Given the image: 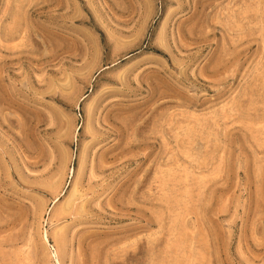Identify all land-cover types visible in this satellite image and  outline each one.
Instances as JSON below:
<instances>
[{
	"label": "rangeland",
	"instance_id": "374dc122",
	"mask_svg": "<svg viewBox=\"0 0 264 264\" xmlns=\"http://www.w3.org/2000/svg\"><path fill=\"white\" fill-rule=\"evenodd\" d=\"M0 264H264V0H0Z\"/></svg>",
	"mask_w": 264,
	"mask_h": 264
},
{
	"label": "bare ground",
	"instance_id": "6f19581e",
	"mask_svg": "<svg viewBox=\"0 0 264 264\" xmlns=\"http://www.w3.org/2000/svg\"><path fill=\"white\" fill-rule=\"evenodd\" d=\"M107 115H108V114H107ZM110 115H111V116H110ZM105 116H106V115H105ZM109 116H110V117H113L114 115L112 116V114H109ZM106 118H107V116H106ZM113 118L115 119V117H113ZM113 118H112V119H113ZM114 119H113V120H114ZM117 119H118V117H117ZM113 120H112V121H113ZM107 121H108V120H107ZM115 121H116V120H115ZM105 122H106V121H105ZM119 122H120V121H119ZM115 123H116V122H115ZM106 124H107V123H106ZM109 125L112 126L113 124L109 123ZM115 126H116V125H114L113 127H115ZM118 126H119V125H118ZM113 127H111V128H113ZM120 127H121V126H120ZM115 129H117V128H115ZM118 129H119V128H118ZM118 129H117V130H118ZM109 130H111V129H109ZM112 130H113V129H112ZM117 130H116V131H117ZM116 131H115V132H116ZM115 132H113V134H114ZM118 133H119V132H118ZM116 135H117V134H116ZM114 136H115V135H114ZM116 137H117V136H116Z\"/></svg>",
	"mask_w": 264,
	"mask_h": 264
}]
</instances>
